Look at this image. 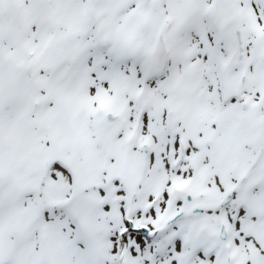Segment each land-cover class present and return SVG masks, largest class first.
I'll return each instance as SVG.
<instances>
[{
	"label": "snow or ice",
	"instance_id": "6c2138e0",
	"mask_svg": "<svg viewBox=\"0 0 264 264\" xmlns=\"http://www.w3.org/2000/svg\"><path fill=\"white\" fill-rule=\"evenodd\" d=\"M0 264H264V0H0Z\"/></svg>",
	"mask_w": 264,
	"mask_h": 264
}]
</instances>
